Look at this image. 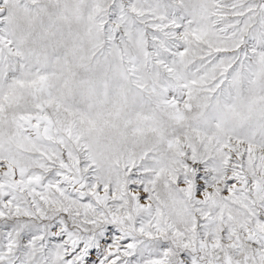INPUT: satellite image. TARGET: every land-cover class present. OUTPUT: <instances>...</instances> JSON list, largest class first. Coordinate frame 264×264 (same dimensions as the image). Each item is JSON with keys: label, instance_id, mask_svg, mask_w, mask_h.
I'll return each instance as SVG.
<instances>
[{"label": "snow or ice", "instance_id": "1", "mask_svg": "<svg viewBox=\"0 0 264 264\" xmlns=\"http://www.w3.org/2000/svg\"><path fill=\"white\" fill-rule=\"evenodd\" d=\"M0 264H264V0H0Z\"/></svg>", "mask_w": 264, "mask_h": 264}]
</instances>
